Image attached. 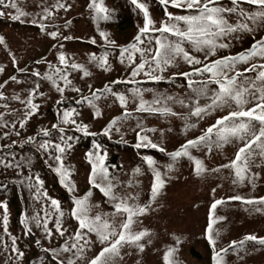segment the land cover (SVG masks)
I'll return each instance as SVG.
<instances>
[{
	"label": "snow or ice",
	"instance_id": "6c2138e0",
	"mask_svg": "<svg viewBox=\"0 0 264 264\" xmlns=\"http://www.w3.org/2000/svg\"><path fill=\"white\" fill-rule=\"evenodd\" d=\"M24 2L0 0V17L37 27L54 41L50 50L55 52V60L43 57L31 67H20L21 61L0 35V46L8 52L17 73L0 82V102H3L0 141H10L0 143V175L13 172L11 183L30 194L18 219L19 235L10 230L9 202L0 200V253H3L0 264H22L26 250L19 241L25 237L34 238V244L43 253L30 264H122L125 255H132V251L124 249L144 253L153 244L155 235L144 226V219L162 206L159 201L167 186L177 179L174 173L181 160L191 162L196 177L222 175L228 170L232 185L256 189L264 171V35L256 38L264 31V0H154L163 11L159 21L151 14L149 0H130L143 22L142 26L137 25V34L127 45H119L110 33L100 29V21L113 18V10L106 6L105 0H89L87 8L102 43L95 36L88 39L100 51L90 52L84 62L66 48V42L82 40L64 34V30L70 32L73 24L72 19L61 16L73 8L70 0H34L36 10L32 12L20 6ZM58 18L62 23L56 22ZM246 38L252 41L248 48L231 51ZM113 59L128 70L124 77L101 88L87 83L93 77V69L112 72ZM40 65L44 66L43 71ZM185 66L187 70H182ZM0 75H7L3 63ZM77 80L85 82L88 94H84ZM42 82H47L50 91L59 95L55 100L56 121L26 138L12 139V136L20 138L32 118L42 115L43 105L37 100L48 99V93L41 90ZM149 83L157 86L164 83L182 91L144 86ZM10 86L20 90L6 94ZM66 93H76L78 98L69 100ZM109 99L111 103L103 104ZM12 102L20 107H12ZM113 105L121 109L120 113L99 132L92 131V125L81 118L85 106L93 121H97ZM149 117L180 121L178 131L185 137L184 142L169 151L166 140L174 128L149 126L146 123ZM210 118L214 122L200 128L199 135L188 138L201 122ZM130 121L135 126L126 129ZM126 131L135 134L132 147L137 150L140 163L124 173L123 165L108 162L109 151L104 141L92 139L84 153L90 165L89 187L78 195V186L72 178L75 166L69 163L75 146L82 137L111 140L114 134L119 136V142L127 144ZM26 146H31L70 194V210L49 194L45 181L33 170L32 157L21 154ZM226 146H235L234 156L209 168L203 157ZM148 150L162 154L167 162L161 163L147 154ZM194 153H202L203 157ZM145 169L151 174V181L147 200L142 202L145 193L141 178ZM8 187L9 184L0 183V191ZM94 191L101 194V201L94 200ZM212 191L215 193L216 188ZM232 202H239L250 213L264 215V196L237 192L215 199L210 205L204 234L212 249V264H227L229 255L243 261L249 243L264 248V236L256 234H246L225 247L218 246L221 233L214 225L226 217L217 215V209ZM69 222L75 224L74 229H70ZM57 237L62 243L54 246ZM173 238L174 243L163 254L164 264H181L178 252L182 241L174 234ZM97 245L99 250L94 252Z\"/></svg>",
	"mask_w": 264,
	"mask_h": 264
},
{
	"label": "trees",
	"instance_id": "16d2710c",
	"mask_svg": "<svg viewBox=\"0 0 264 264\" xmlns=\"http://www.w3.org/2000/svg\"><path fill=\"white\" fill-rule=\"evenodd\" d=\"M70 2L74 5L73 8L67 13H62L61 16L63 19H72L73 24L71 25L70 32L68 30H64V34L81 37L82 40L66 42V48L70 53L77 56L80 61L84 62L87 60V56L90 52L100 51V48L97 45H91L88 43V39L95 36L98 42L102 43V41L96 29V22L92 20L91 11L87 8L89 0H70ZM149 2L152 4L150 9L151 14L157 21H159V19L163 16L162 9L155 4L154 0H149ZM105 4L113 10V18L109 21H100V29L110 33L111 38L119 45H127L137 34V25L140 24L142 26V17L134 9L130 0H105ZM20 6L29 12L36 10L34 7V0H25V2ZM56 22L62 23V19L58 18ZM0 35H3L6 38L7 44L21 61L19 65L20 67H25L26 65L31 67L34 65L35 60L43 57H47L49 60H55V52L50 50L54 41L42 34L37 27L29 23L21 24L10 20L7 16L0 17ZM262 35H264V31L258 33L256 38L258 39L259 36ZM251 42V38H246L242 44L237 45L231 51L238 52L244 48H248ZM221 54L226 53L222 52ZM0 63H3L7 69V75H0V82H2L3 79H7L10 75L17 74L10 63L8 52L3 48V46H0ZM39 67L41 68V71L44 70L43 65H40ZM182 70H187V67L185 66ZM127 71L128 70L124 66L115 62L113 59L112 72L106 73L98 69H93V77L88 78L87 83L92 84L94 88H101L105 83L110 82L111 80L118 77H124ZM19 78L24 79L23 76H20ZM76 83L84 90V94H88L85 82L77 80ZM178 83H182V81H178ZM144 86L159 87L161 90L169 88L170 90L177 92L182 91L179 88H170L169 85L164 83H161L158 86L149 83ZM118 87L122 88L123 86ZM19 90L20 89L18 88L10 86L6 94ZM41 90L48 93L47 102H45L43 98L37 100L38 103L43 105L40 110L42 115L32 118L27 127L22 130L20 138L12 136V139L26 138L28 135H33L40 127H50L51 123L56 121L55 100L59 98V95L54 91H50V86L47 82H42ZM66 95L69 97V100H72L73 97L78 98L76 93H66ZM109 103H111V99L103 102V104ZM11 106L16 108L20 107L16 102H12ZM81 111V118L86 123H90L92 125L91 130L99 132L109 119L120 113L121 109L117 105H113L111 108H106L104 117L97 121H93L91 111L86 106ZM212 122H214V118L201 122L199 128L194 130L188 138L199 135V129L206 127L207 124ZM146 123L149 126H155L158 128H167L169 126L174 128V131L168 134L166 140V146L169 151L176 149L184 142L185 137L178 131V128L181 126L180 121L175 119L165 121L149 117L147 118ZM134 126V121H130L127 125H125V128L127 129ZM2 132L3 129H0V134H2ZM92 139H100L104 141L105 147L109 151L108 162L110 164L114 163L118 167L123 165L124 173L129 172L131 168L140 163L137 150L132 147L135 143V134L131 131H126L125 133V139L128 141L127 144L119 142V136L115 134L111 140H105L103 137H82L69 157V163L75 166V174L72 178L78 186V195H83L89 187L88 173L90 171V165L85 161L84 153L89 149ZM7 142L10 141H0V143ZM17 151L19 152V149H17ZM235 151V146H226L222 151L215 152L211 156L203 157L202 153H194V155L203 157L205 159V164L209 168H213L228 162V160L234 156ZM21 154L32 157L34 165L33 170L39 172L41 178L45 181V187L47 188L49 194L60 199L64 208L66 210H70L72 206L70 194L67 193L59 184L57 176L48 170L43 161L39 158V155L34 154L31 146H26ZM147 154L153 155L161 163L167 162L166 158L162 154L156 153L154 150H148ZM192 169L193 165L191 162L186 159L180 161L177 166V171L174 173V175L177 176V179L172 181L169 186H167L165 195L159 201V204L162 206L159 207L156 213L148 216L147 219H144V226L150 228L153 233H155V236L158 237L160 233L164 232L157 229L159 227L164 229V227L156 226V223L160 222V216L166 209L165 197L168 194V191L170 192V187L174 182H179L178 184L180 187L183 180L188 179V176L193 174ZM25 174H27V172ZM14 176L15 174L11 171H9L6 175H0V183L9 184L7 190L0 191V200L6 199L9 202L10 230L13 234L19 235L21 233V229L18 224V219L22 209L26 206V199L30 200V194L26 189H19L11 183ZM261 176L262 179L258 182L255 190H253L250 185H245L239 188L232 185L231 176L228 170H224L222 175L213 173L202 178L200 177L201 181H199L200 178L194 179L193 177L195 182L186 184V187L190 190H195V195L190 199L187 206L179 210L177 208L175 211V224L179 226L185 221L187 223L186 228L183 232L179 231L172 233V235L166 239L165 250L169 245L174 243V234L175 236H179L182 241L178 252L181 264H212V249L210 248L207 240L204 238L205 230L209 223L210 205L215 199H219L221 197L226 198L236 194L237 192H240L245 196H264V171L261 172ZM122 178L126 179L127 177L122 175ZM141 179L143 180L141 187L145 193L142 196L143 202L147 200L146 193L150 187L151 174L145 169V176ZM213 188H216L215 193L212 191ZM199 189L205 190L207 194H201ZM94 200H102V196L98 191H94ZM216 214L226 217V220L219 221L214 225V227L220 229L221 233L218 241L219 247L227 246L232 240L239 241L246 234L264 236V215L253 214L246 211L245 207L239 202H232L224 207H218ZM150 219L151 221H149ZM69 226L70 229L75 228V224L72 222H69ZM39 235V232H37V237H39ZM59 243H62V240L57 237L53 242V245L58 246ZM19 244L22 249L26 250V256L22 264H30V261L35 262L38 256L43 255L40 248L34 244V238L32 237L22 238L19 241ZM256 248H259V250H256ZM98 250L99 245L95 247L94 252ZM123 251H132V255H125L122 264H136L137 260H140L141 264H144L145 256L149 258V254L153 259H155V257L158 258L160 264H164L163 254L165 251H161L159 248L152 245H148L145 252L142 254H137L135 251L130 249H124ZM94 252L89 255L94 254ZM2 256L3 253H0V257ZM226 259L227 264H264V248L258 245L254 247L251 243H249L247 245V254L244 256L243 261H240L239 257L235 255H229Z\"/></svg>",
	"mask_w": 264,
	"mask_h": 264
},
{
	"label": "rangeland",
	"instance_id": "374dc122",
	"mask_svg": "<svg viewBox=\"0 0 264 264\" xmlns=\"http://www.w3.org/2000/svg\"><path fill=\"white\" fill-rule=\"evenodd\" d=\"M188 177H189L188 179L183 180L182 185L180 184V187L178 184L179 182H174L169 189L170 192L168 191V194L165 197L166 209L164 210V213L160 216V222L156 223V226L164 227V229H161L160 227L157 228V229H160L164 232L160 233L158 235V237L154 235L152 237L153 244H151L152 246L159 248L161 251H165L166 239L169 236H171L172 233L179 232V231L183 232V230H185V228H186L187 223L185 221L183 223H181V225H179V226H177L175 224V221H176L175 211L177 208L179 210V209L187 206L189 204L190 199L196 193L195 190L188 189L186 187V184H188L190 182H195L193 180V177H194V179L200 178V177L193 176V174H190ZM199 181H201V178L199 179ZM199 191H201V194H203V193L207 194L205 192V190H203V189H199ZM186 219H187V216H186ZM149 221H151V219ZM144 264H160V262H159L158 258L155 257V259H153L151 257V255L149 254V258L145 256Z\"/></svg>",
	"mask_w": 264,
	"mask_h": 264
}]
</instances>
